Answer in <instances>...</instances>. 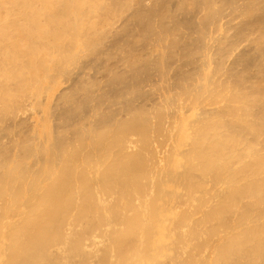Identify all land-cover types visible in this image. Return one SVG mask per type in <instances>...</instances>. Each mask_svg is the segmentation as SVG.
Returning <instances> with one entry per match:
<instances>
[{
  "label": "bare ground",
  "instance_id": "obj_1",
  "mask_svg": "<svg viewBox=\"0 0 264 264\" xmlns=\"http://www.w3.org/2000/svg\"><path fill=\"white\" fill-rule=\"evenodd\" d=\"M0 264H264V0H0Z\"/></svg>",
  "mask_w": 264,
  "mask_h": 264
}]
</instances>
